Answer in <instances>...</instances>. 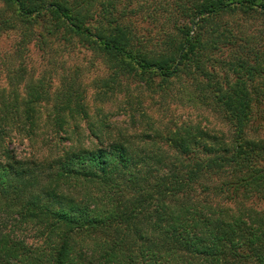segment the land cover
Returning a JSON list of instances; mask_svg holds the SVG:
<instances>
[{"label": "trees", "instance_id": "16d2710c", "mask_svg": "<svg viewBox=\"0 0 264 264\" xmlns=\"http://www.w3.org/2000/svg\"><path fill=\"white\" fill-rule=\"evenodd\" d=\"M172 1L173 25L152 39L128 16L140 7L131 1L0 0V33L37 29L108 69L97 121L68 76L54 89L42 76L0 90V264H264V135L254 127L264 50L228 28L264 22V0ZM131 86L163 97L179 86L227 130L153 127L135 144L106 117L122 97L119 110L149 118ZM26 141L45 150L18 153Z\"/></svg>", "mask_w": 264, "mask_h": 264}, {"label": "rangeland", "instance_id": "374dc122", "mask_svg": "<svg viewBox=\"0 0 264 264\" xmlns=\"http://www.w3.org/2000/svg\"><path fill=\"white\" fill-rule=\"evenodd\" d=\"M128 1L132 2L131 8L140 6L136 8L139 9L137 13L128 16L132 17L142 36L149 35L152 39L156 38L164 28L169 29L173 25L172 0H122L119 7ZM149 14H156V17L152 19ZM230 22L228 28L240 40L244 38V44L256 50H264L263 21L249 18L245 21L230 20ZM21 30V28H9L0 33V90L10 84L22 88L25 80L42 76L46 84L54 89L59 86L61 79L68 76L74 80L76 87L80 86L84 91L90 114L97 121L96 109L101 106L96 101L97 85L100 79L108 76V69L103 59L83 45L65 46L60 41L48 39L46 41L37 29L34 35L24 37ZM169 92V96L163 97L160 92L154 93L141 86L140 88L131 86L129 94H132L133 102L138 103L140 109L146 112L149 118L135 119L130 113L119 110V106L123 104L122 97L116 104L108 103L106 117L110 120L114 133L118 134L121 131L125 136L132 137L133 143L138 144L140 138L137 135L147 134L153 127L199 124L213 133L227 130L219 115L189 100L181 87L176 86ZM255 106L254 127L264 135V95L256 101ZM81 128L84 143L94 142L88 135L85 123ZM51 135L48 128L44 129V138L50 139ZM14 146L18 153L28 156L33 152L38 154L45 150V146L41 143L33 144L32 147L27 141L18 142Z\"/></svg>", "mask_w": 264, "mask_h": 264}]
</instances>
